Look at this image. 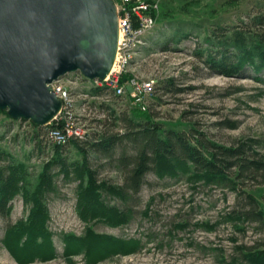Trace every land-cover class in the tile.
<instances>
[{"label": "rangeland", "instance_id": "rangeland-1", "mask_svg": "<svg viewBox=\"0 0 264 264\" xmlns=\"http://www.w3.org/2000/svg\"><path fill=\"white\" fill-rule=\"evenodd\" d=\"M156 2V23L144 35L145 43L139 47L126 74L140 80H154L153 93L147 98V114L164 130L190 135L199 132L224 146L246 142L264 156V84L251 76L212 73L203 63L216 41L230 36L253 16L264 15V0ZM215 32L223 35L217 36ZM186 34L189 37L184 38ZM200 51L202 56L198 54ZM248 72L253 75L252 71ZM256 75L264 77V72ZM172 78L176 86L185 90L177 94L166 92L163 86ZM94 103L98 110L84 122L87 142L82 148L87 151V165L95 172L96 182L117 188L125 181V170L118 158L122 156L123 146L127 147L124 154L131 155L130 143L124 141L110 155L95 152L89 145L102 133L124 132L130 118L136 122L145 119L135 113L137 107L127 93L111 95L108 102L95 100ZM37 131L39 137L34 138ZM44 132L43 126L36 129L30 121L12 119L0 110V149L9 154L0 163L23 164L29 191L36 186L45 164L55 156V145ZM60 158L68 165L70 177L59 171L55 161L48 170L53 187L42 196L48 238L38 237L26 250H19L16 255L11 253L5 240L6 230L19 222H29L32 207L21 195L15 196L10 214L0 216V264H87L86 248L75 254L64 251L66 240H91L92 237L86 236L89 230L121 240L141 241L136 252L113 254L95 264H251L245 253L264 250V221L238 218L247 194L256 198V210L264 215L261 193L264 186L258 180H239L236 189L227 184L194 182L190 172L175 168V163L170 162L161 176L153 170L147 172L138 192H127L130 196L127 200L100 187V200L105 206L131 211L126 223L112 225L104 219L86 221L78 214L77 168L85 161L83 152L70 142L61 149ZM172 169L174 173L166 172ZM81 180L85 186L87 177ZM24 239L25 235L19 246ZM42 240H46L45 244L37 249V243Z\"/></svg>", "mask_w": 264, "mask_h": 264}, {"label": "trees", "instance_id": "trees-1", "mask_svg": "<svg viewBox=\"0 0 264 264\" xmlns=\"http://www.w3.org/2000/svg\"><path fill=\"white\" fill-rule=\"evenodd\" d=\"M214 34L223 35L216 32ZM183 37L187 38L189 35L186 34ZM215 43L212 46L213 49L211 48L203 59V63L210 72L227 77L245 78L251 76L264 84V77L256 75L264 72V15L253 16L239 29L233 30L230 36ZM198 54L202 56L203 52L200 51ZM248 71H252L253 75ZM122 79L124 80L125 76ZM163 88L166 92L173 94L185 90L183 87L176 86L173 78L167 80ZM135 113L138 116H144L145 120L136 122L130 118L129 123L124 126V132L102 133L89 145V148L95 152L110 155L114 148L122 145L124 141L130 143L131 155L124 154V149L127 147L122 145V156L118 158V163L125 170V181L120 187H106L105 184H98L94 176L95 172L87 165V151L84 152L82 148L83 143L87 140L70 141L83 152L85 160L81 165L82 167L77 168V172L80 174L78 177L80 191H78L77 206L81 219L86 221L104 219L112 225L126 223L131 216V211L128 208L119 210L115 207L105 206L100 200L98 192L100 187H105L123 200H127L130 197L127 192H138L144 183V176L147 172L153 170L157 175H160L162 171L167 170L170 162L175 163V168L180 167L181 170L190 172V179L194 182L227 184L236 189L239 180L254 179L260 181L264 186V156L254 151L249 143L241 142L230 146L220 145L208 140L193 128V131L199 134L190 135L188 132L173 129L164 130L147 114V110L142 111L137 108ZM31 124L36 129H42V126H37L32 122ZM48 125H55V122L53 121ZM43 127L46 136V126ZM36 137H39L38 131L34 138ZM66 145L54 146L53 161L45 164L33 191L28 190V180L23 164L0 163V216L10 214L11 201L17 195H21L24 202L30 201L32 203L29 222H19V224L6 230L5 240L13 255H16L19 250H26L32 242L36 243L35 239L38 237L48 238L44 228L46 210L42 203V196L45 191H49L53 187L52 176L48 170L54 161L59 164V171H62L66 178L70 177L68 165L60 158L61 149ZM5 158H9V154L0 149V160H5ZM166 172L174 173L175 169ZM84 176L87 177V182L85 186H82L84 184L81 179ZM261 193L264 195V187ZM257 203L254 196L247 194L238 218L264 221L262 211L256 210ZM24 235L25 239L19 246V240ZM7 236L11 239L8 240ZM86 236L92 237V239L66 240L64 253L75 254L86 248V263L95 264L110 255L130 254L141 248L140 240H121L114 236L99 235L90 230ZM45 241L42 240V242L37 243V249L43 247ZM48 251H51L50 247ZM97 252L99 255H96ZM47 256V258H51V254H47ZM245 258L251 264H264V250L246 252Z\"/></svg>", "mask_w": 264, "mask_h": 264}, {"label": "water", "instance_id": "water-1", "mask_svg": "<svg viewBox=\"0 0 264 264\" xmlns=\"http://www.w3.org/2000/svg\"><path fill=\"white\" fill-rule=\"evenodd\" d=\"M117 42L114 0H0V110L49 124L62 105L49 84L105 78Z\"/></svg>", "mask_w": 264, "mask_h": 264}, {"label": "built area", "instance_id": "built-area-1", "mask_svg": "<svg viewBox=\"0 0 264 264\" xmlns=\"http://www.w3.org/2000/svg\"><path fill=\"white\" fill-rule=\"evenodd\" d=\"M118 19V42L113 66L103 79H86L81 73L64 75L50 83L61 108L52 120L55 125L46 126V138L63 146L71 140L84 141L87 133L84 122L98 107L95 100L108 102L112 96L128 94L131 102L140 110L147 109V98L153 93L154 80H140L127 76L135 61L143 37L156 23V0H114ZM72 74L70 78L68 75ZM123 76H126L123 80ZM94 101V102H93ZM103 115V112H100Z\"/></svg>", "mask_w": 264, "mask_h": 264}]
</instances>
